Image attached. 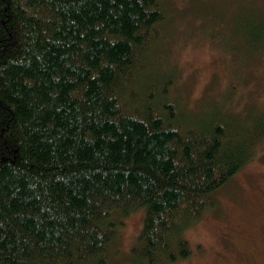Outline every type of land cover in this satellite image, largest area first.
Returning a JSON list of instances; mask_svg holds the SVG:
<instances>
[{"label": "trees", "instance_id": "16d2710c", "mask_svg": "<svg viewBox=\"0 0 264 264\" xmlns=\"http://www.w3.org/2000/svg\"><path fill=\"white\" fill-rule=\"evenodd\" d=\"M162 3L0 0V264H109L143 208L136 264L184 260L185 232L255 155L264 114L187 109L175 69L146 68Z\"/></svg>", "mask_w": 264, "mask_h": 264}, {"label": "rangeland", "instance_id": "374dc122", "mask_svg": "<svg viewBox=\"0 0 264 264\" xmlns=\"http://www.w3.org/2000/svg\"><path fill=\"white\" fill-rule=\"evenodd\" d=\"M162 5L164 37L146 68L155 63L166 73L173 67L174 91L187 109L199 112L224 101L225 111L234 118L239 112L243 123L262 117L264 37L250 47L245 35L264 34V0H164ZM144 216L143 208L125 219L109 264L139 261ZM185 236L193 252L174 264H264V138Z\"/></svg>", "mask_w": 264, "mask_h": 264}]
</instances>
